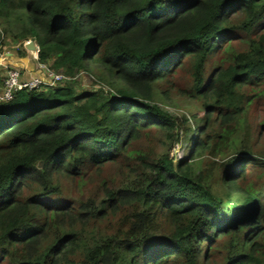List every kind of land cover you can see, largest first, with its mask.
<instances>
[{
	"label": "trees",
	"instance_id": "trees-1",
	"mask_svg": "<svg viewBox=\"0 0 264 264\" xmlns=\"http://www.w3.org/2000/svg\"><path fill=\"white\" fill-rule=\"evenodd\" d=\"M0 29L36 41L57 73L98 64L115 92L65 80L0 100V264H210L225 250L217 264H264V146L249 123L264 0H0ZM184 67L195 108L177 116L157 84ZM182 140L191 152L175 160Z\"/></svg>",
	"mask_w": 264,
	"mask_h": 264
},
{
	"label": "rangeland",
	"instance_id": "rangeland-1",
	"mask_svg": "<svg viewBox=\"0 0 264 264\" xmlns=\"http://www.w3.org/2000/svg\"><path fill=\"white\" fill-rule=\"evenodd\" d=\"M232 49L236 52L246 50L247 45L244 41L238 40L236 41L232 46ZM227 58L228 55H225ZM220 55L215 57H210L207 62V68H206V77L210 75V73H213L214 64L215 62L219 61ZM43 66V65H42ZM46 67L50 68L49 66L45 65ZM94 70L92 71H80L79 74H77L74 77H70L71 79L69 82H72V84H75L78 90L88 89V90H103L107 93V91H112L108 86V81L104 78H101L100 75V69L99 65L95 64L93 67ZM51 70V69H50ZM213 71V72H212ZM191 79L192 75L188 71V68L181 69L174 77L167 80H163V82H160L157 84V89L162 90L165 92V95L163 96V99L160 101L159 104H161L163 107L167 108L168 111L171 113L180 116L182 114L187 113L190 114L191 110L195 108V106L191 105L190 100H185L182 98L179 94L180 91H184L188 89L191 86ZM170 82V83H168ZM169 85H168V84ZM264 84V83H263ZM109 85V84H108ZM247 90H249L248 87H246ZM169 91V93L167 92ZM3 93V89L0 92V94ZM105 93V94H106ZM113 94L115 92L112 91ZM200 117L204 116V113L199 114ZM250 118L249 123L256 132V141L259 140L260 145L259 148L262 149L264 146V133L259 134L261 124L264 123V101H255L253 105L250 108ZM218 124H215L214 126H217ZM155 134L151 136V146L153 149H155L156 152L164 153L168 149V139L166 137L162 138V134H160V130L154 129ZM165 136V135H164ZM258 150V149H257ZM170 157L174 158L175 160L181 159L185 156H188L191 152L190 143L186 140H182L180 143L173 145L169 148ZM230 154V152H229ZM204 161L207 162L208 158H212L210 156H204ZM220 160V159H218ZM222 161V160H220ZM254 163H250L248 167H252ZM206 166V163H205ZM113 165L112 163L108 164L106 169L107 171H110ZM115 167V166H114ZM222 171H216V177H221L224 175ZM214 176V175H213ZM93 184L87 183L83 187V195L88 196ZM65 191L69 193L73 198H77L81 196V193L76 189L74 182L71 180L66 183L64 186ZM223 240H228V238H224ZM227 248H229V245L227 243ZM228 256L227 250H225L222 253H216L215 255L211 256L209 260L210 264H217V263H223Z\"/></svg>",
	"mask_w": 264,
	"mask_h": 264
},
{
	"label": "crops",
	"instance_id": "crops-1",
	"mask_svg": "<svg viewBox=\"0 0 264 264\" xmlns=\"http://www.w3.org/2000/svg\"><path fill=\"white\" fill-rule=\"evenodd\" d=\"M0 34L2 31L0 29ZM4 43L0 45V92L4 86L7 67L17 66L22 70L23 79H31L43 75V66L39 63L35 51L29 41H11L9 35H2Z\"/></svg>",
	"mask_w": 264,
	"mask_h": 264
},
{
	"label": "built area",
	"instance_id": "built-area-1",
	"mask_svg": "<svg viewBox=\"0 0 264 264\" xmlns=\"http://www.w3.org/2000/svg\"><path fill=\"white\" fill-rule=\"evenodd\" d=\"M39 47L35 51L38 57ZM69 76L57 73L43 65V75L32 77L31 79H23L22 70L17 66L7 67V74L4 80L3 93L0 94V100H10L14 93L23 89H35L42 87H55L58 83L70 80Z\"/></svg>",
	"mask_w": 264,
	"mask_h": 264
},
{
	"label": "water",
	"instance_id": "water-1",
	"mask_svg": "<svg viewBox=\"0 0 264 264\" xmlns=\"http://www.w3.org/2000/svg\"><path fill=\"white\" fill-rule=\"evenodd\" d=\"M28 44H30V47H32V50L37 51V49H38V44H37L36 41L31 40V41H29Z\"/></svg>",
	"mask_w": 264,
	"mask_h": 264
}]
</instances>
